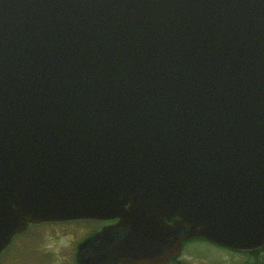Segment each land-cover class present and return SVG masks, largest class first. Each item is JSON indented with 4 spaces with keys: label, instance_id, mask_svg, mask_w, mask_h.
Listing matches in <instances>:
<instances>
[{
    "label": "water",
    "instance_id": "obj_1",
    "mask_svg": "<svg viewBox=\"0 0 264 264\" xmlns=\"http://www.w3.org/2000/svg\"><path fill=\"white\" fill-rule=\"evenodd\" d=\"M79 219V264L264 248V0H0V253Z\"/></svg>",
    "mask_w": 264,
    "mask_h": 264
},
{
    "label": "rangeland",
    "instance_id": "obj_2",
    "mask_svg": "<svg viewBox=\"0 0 264 264\" xmlns=\"http://www.w3.org/2000/svg\"><path fill=\"white\" fill-rule=\"evenodd\" d=\"M101 225L93 221L60 226L30 225L26 232L15 237L16 241L1 257V264H79L84 244ZM179 259L183 264H251L252 261L244 253L221 248L206 240L186 243ZM258 264H264V253Z\"/></svg>",
    "mask_w": 264,
    "mask_h": 264
},
{
    "label": "flooded vegetation",
    "instance_id": "obj_3",
    "mask_svg": "<svg viewBox=\"0 0 264 264\" xmlns=\"http://www.w3.org/2000/svg\"><path fill=\"white\" fill-rule=\"evenodd\" d=\"M79 221H93V222H95V223H99V225H101L98 229H96L91 235H90V237L88 238V240H90V239H92L98 232H100L104 227H106V226H108V225H110V224H114L115 222L114 221H111V222H105V221H99V220H77V221H67V222H58V223H45V224H47V225H58V226H60V225H65V224H71V223H73V222H79ZM36 225H39V224H36ZM16 240L15 239H13L12 240V243L6 248V249H4L3 251H2V253L0 254V259H1V257L6 253V251L9 249V248H11V246H12V244L15 242ZM86 251H88V248H85L84 250H82L80 253H79V255H80V259H82L83 257H85V255H86ZM76 258H77V254H76V256H75V261H76ZM0 264H1V261H0Z\"/></svg>",
    "mask_w": 264,
    "mask_h": 264
},
{
    "label": "trees",
    "instance_id": "obj_4",
    "mask_svg": "<svg viewBox=\"0 0 264 264\" xmlns=\"http://www.w3.org/2000/svg\"><path fill=\"white\" fill-rule=\"evenodd\" d=\"M193 241H204L203 239H197ZM192 241V242H193ZM264 253V248L260 250H256L253 252H245L244 254L247 255L248 257L252 258V261L250 262L251 264H258L260 261V255ZM183 261L180 259L173 261L171 264H183Z\"/></svg>",
    "mask_w": 264,
    "mask_h": 264
}]
</instances>
